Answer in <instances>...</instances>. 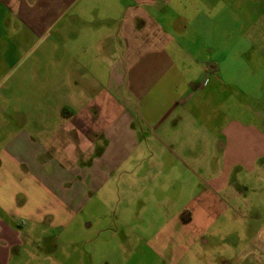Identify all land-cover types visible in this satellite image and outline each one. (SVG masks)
I'll use <instances>...</instances> for the list:
<instances>
[{"label": "crops", "instance_id": "obj_1", "mask_svg": "<svg viewBox=\"0 0 264 264\" xmlns=\"http://www.w3.org/2000/svg\"><path fill=\"white\" fill-rule=\"evenodd\" d=\"M43 76L70 93L69 109L42 150L7 134L0 264H72L73 242L60 250L35 226L72 238V222L116 172L121 188L130 169L143 188L198 174L184 212L209 222L198 233L238 204L241 181L264 173V0H0V94L29 82L38 90ZM212 78V115L201 122L195 100ZM17 143L26 153L15 166ZM62 155L64 169L46 159Z\"/></svg>", "mask_w": 264, "mask_h": 264}, {"label": "rangeland", "instance_id": "obj_2", "mask_svg": "<svg viewBox=\"0 0 264 264\" xmlns=\"http://www.w3.org/2000/svg\"><path fill=\"white\" fill-rule=\"evenodd\" d=\"M202 79L198 82L202 83ZM40 80L45 85L38 90L29 82L21 93L0 94L4 102L0 108V153L11 141L7 134H13L15 140L24 134L31 137L30 150H42L53 142L63 120L61 113L66 107L69 109L70 93L54 89L53 77L43 76ZM214 87L212 78L195 100L203 103L199 107L201 122L212 115ZM27 117L33 122L23 125L22 120ZM25 147L15 144V166L16 160L26 153ZM46 159L51 167L61 165L64 169L70 158L62 155ZM131 170L124 175L125 188L118 186L122 174L116 172L109 186L92 194L83 214L69 227L72 238L64 237L59 226L46 223L35 226L41 240L57 238L60 250L72 241L76 248L71 252L72 264H264V173L241 181L238 204L226 205L215 225L198 233L209 222L185 221L189 216L184 214L190 197L198 191L192 190L198 174L178 173L175 187L164 188L154 181L151 188H143L144 179L135 181L137 175ZM14 178L20 180L21 173H15ZM0 216L5 214L0 211ZM11 221L16 223L15 219ZM21 222L24 221L17 224ZM31 225L24 222L22 229L26 231ZM88 225L91 227L85 229ZM64 258V253H58V260L66 261Z\"/></svg>", "mask_w": 264, "mask_h": 264}, {"label": "trees", "instance_id": "obj_3", "mask_svg": "<svg viewBox=\"0 0 264 264\" xmlns=\"http://www.w3.org/2000/svg\"><path fill=\"white\" fill-rule=\"evenodd\" d=\"M185 221H191V217L188 220H185Z\"/></svg>", "mask_w": 264, "mask_h": 264}]
</instances>
